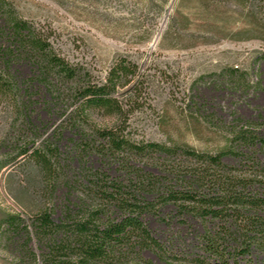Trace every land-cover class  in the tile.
Wrapping results in <instances>:
<instances>
[{"label":"rangeland","instance_id":"obj_1","mask_svg":"<svg viewBox=\"0 0 264 264\" xmlns=\"http://www.w3.org/2000/svg\"><path fill=\"white\" fill-rule=\"evenodd\" d=\"M44 210L77 264H264V0H0V264Z\"/></svg>","mask_w":264,"mask_h":264},{"label":"trees","instance_id":"obj_2","mask_svg":"<svg viewBox=\"0 0 264 264\" xmlns=\"http://www.w3.org/2000/svg\"><path fill=\"white\" fill-rule=\"evenodd\" d=\"M71 219V214L67 212L63 218L56 222L51 213L44 210L32 217L30 225L25 224L19 215H7L3 224L16 233H25L28 239L32 238L31 234L34 236L39 246L44 248L40 255L41 264H77L72 258L70 249L73 227ZM20 251L21 254L32 256L34 264H37V258L29 249L27 242L20 246Z\"/></svg>","mask_w":264,"mask_h":264}]
</instances>
